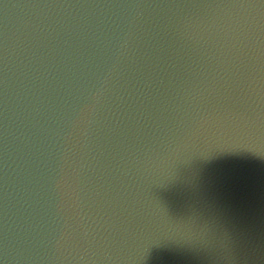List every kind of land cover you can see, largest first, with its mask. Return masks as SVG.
I'll return each instance as SVG.
<instances>
[{"label": "water", "instance_id": "95a60500", "mask_svg": "<svg viewBox=\"0 0 264 264\" xmlns=\"http://www.w3.org/2000/svg\"><path fill=\"white\" fill-rule=\"evenodd\" d=\"M0 264H264V0H0Z\"/></svg>", "mask_w": 264, "mask_h": 264}]
</instances>
